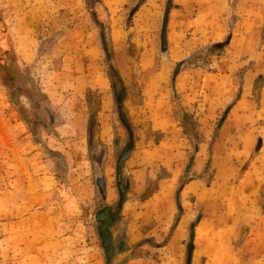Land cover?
I'll return each instance as SVG.
<instances>
[{
  "label": "rangeland",
  "instance_id": "rangeland-1",
  "mask_svg": "<svg viewBox=\"0 0 264 264\" xmlns=\"http://www.w3.org/2000/svg\"><path fill=\"white\" fill-rule=\"evenodd\" d=\"M0 264H264V0H0Z\"/></svg>",
  "mask_w": 264,
  "mask_h": 264
},
{
  "label": "flooded vegetation",
  "instance_id": "flooded-vegetation-1",
  "mask_svg": "<svg viewBox=\"0 0 264 264\" xmlns=\"http://www.w3.org/2000/svg\"><path fill=\"white\" fill-rule=\"evenodd\" d=\"M129 150L127 145L117 154L114 166V186L116 190V199L111 204H106L98 211L96 220L98 235L103 248L104 254L110 257L116 252H121L123 241L120 234L114 231V227L119 223L118 216L121 214L123 197L127 194L128 184L124 178L122 164L124 159H119L126 151Z\"/></svg>",
  "mask_w": 264,
  "mask_h": 264
},
{
  "label": "water",
  "instance_id": "water-1",
  "mask_svg": "<svg viewBox=\"0 0 264 264\" xmlns=\"http://www.w3.org/2000/svg\"><path fill=\"white\" fill-rule=\"evenodd\" d=\"M163 40H164V32H163V30L161 31V37H160V42H161V44L163 43ZM129 150L128 151H126L122 156H120L119 157V159L121 160V159H126L127 157H128V155H129ZM95 185H96V188H97V190H98V192H99V194H100V196L103 198L104 197V192H103V180H102V176H101V173H100V175L99 176H97L96 178H95Z\"/></svg>",
  "mask_w": 264,
  "mask_h": 264
},
{
  "label": "trees",
  "instance_id": "trees-1",
  "mask_svg": "<svg viewBox=\"0 0 264 264\" xmlns=\"http://www.w3.org/2000/svg\"><path fill=\"white\" fill-rule=\"evenodd\" d=\"M88 2H90V0H87ZM96 0H91V2H94ZM111 73H112V76H111V85L113 86V82H116L120 88V92H121V89H122V84H121V81L119 79V76L117 75V73L111 68ZM118 107H120V105H118ZM176 201H177V196H176ZM176 205H177V202H176ZM178 209H179V206L177 205ZM189 238H191V231L189 233Z\"/></svg>",
  "mask_w": 264,
  "mask_h": 264
},
{
  "label": "bare ground",
  "instance_id": "bare-ground-1",
  "mask_svg": "<svg viewBox=\"0 0 264 264\" xmlns=\"http://www.w3.org/2000/svg\"><path fill=\"white\" fill-rule=\"evenodd\" d=\"M179 237V236H178Z\"/></svg>",
  "mask_w": 264,
  "mask_h": 264
}]
</instances>
